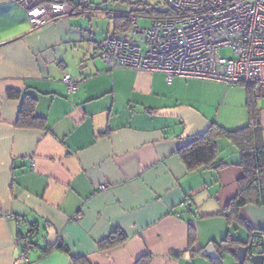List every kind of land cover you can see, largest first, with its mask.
Masks as SVG:
<instances>
[{
  "label": "crops",
  "instance_id": "1",
  "mask_svg": "<svg viewBox=\"0 0 264 264\" xmlns=\"http://www.w3.org/2000/svg\"><path fill=\"white\" fill-rule=\"evenodd\" d=\"M108 2L74 6L73 15L32 30L19 5L0 0V264H17L16 240L29 233L31 264H135L147 253L152 264H216L203 255L209 246L230 237L238 249L264 234V207L225 217L243 176L237 149L220 139L227 166L190 171L180 151L194 139H182L181 121L158 115L191 108L235 131L250 121L247 88L108 70L99 47L116 35L115 16L104 35L87 17ZM67 74L85 77L74 95ZM25 98L35 99L43 128L17 126ZM256 103L264 139V94ZM118 230L127 241L102 250ZM228 256L238 264L232 253L223 264Z\"/></svg>",
  "mask_w": 264,
  "mask_h": 264
},
{
  "label": "built area",
  "instance_id": "2",
  "mask_svg": "<svg viewBox=\"0 0 264 264\" xmlns=\"http://www.w3.org/2000/svg\"><path fill=\"white\" fill-rule=\"evenodd\" d=\"M26 13L32 30L71 16L74 6L86 9L91 0H13ZM119 3L162 2L167 17H151L139 27L130 15V36L108 37L99 57L112 70L162 72L175 78L199 79L228 87L250 86L254 97L264 94V0H102ZM85 77L65 75L68 95L78 92ZM103 189L105 187H102ZM191 212L193 206H190ZM13 218V216H6ZM249 226V223H247ZM17 264H31L32 245L27 236L16 240ZM249 253L264 258V234L255 233L246 244Z\"/></svg>",
  "mask_w": 264,
  "mask_h": 264
},
{
  "label": "trees",
  "instance_id": "3",
  "mask_svg": "<svg viewBox=\"0 0 264 264\" xmlns=\"http://www.w3.org/2000/svg\"><path fill=\"white\" fill-rule=\"evenodd\" d=\"M144 12L150 17H167L169 14L161 12L160 9L146 8ZM130 16L118 15L114 17L116 35L125 36L130 31ZM248 92L247 108L250 115L249 124L241 129L227 130L217 123H213L208 133L200 138L194 139L180 151V157L186 164L188 170L197 171L201 168L220 169L227 166L218 158L220 154L218 141L226 139L238 152L239 164L243 169V176L237 182V194L229 201L225 209L227 220H240L239 211L247 205L264 207V139L263 128L260 123L256 99L253 89L246 86ZM35 99L25 98L19 111L17 126L23 128H43L45 121L35 116ZM31 233H29V236ZM25 236V235H21ZM27 236V235H26ZM128 239L123 231H115L100 244L102 250H111L120 246ZM195 234H191V242H194ZM31 242V241H30ZM32 245V243H31ZM33 248V247H32ZM59 249L68 253L63 245ZM219 258L216 264H223L224 256L232 253L239 259L234 241L227 237L216 248ZM207 257V256H205ZM209 258V257H207ZM152 255L147 253L141 256L135 264H152ZM210 259V258H209ZM74 264H89L85 259L73 258Z\"/></svg>",
  "mask_w": 264,
  "mask_h": 264
},
{
  "label": "rangeland",
  "instance_id": "4",
  "mask_svg": "<svg viewBox=\"0 0 264 264\" xmlns=\"http://www.w3.org/2000/svg\"><path fill=\"white\" fill-rule=\"evenodd\" d=\"M146 8H156V9H166L162 2L148 1L142 3H119V2H108L103 4L101 11H96L94 16L87 15L91 20V28L96 33L105 34L108 30L111 32L113 28V21L109 19L108 15L118 16V15H133L138 16L139 27H149L152 24V19L149 15L144 12ZM89 19V18H88ZM111 34V33H110ZM126 39H131L130 32L125 35ZM112 37V36H111ZM133 39V38H132ZM136 42V41H134ZM234 87V86H233ZM243 90H246V86H241ZM238 110V109H237ZM218 110H215L214 119L217 118ZM217 123V122H216ZM219 124V123H218ZM232 232V231H231ZM225 264H237L235 259L232 257H226Z\"/></svg>",
  "mask_w": 264,
  "mask_h": 264
},
{
  "label": "water",
  "instance_id": "5",
  "mask_svg": "<svg viewBox=\"0 0 264 264\" xmlns=\"http://www.w3.org/2000/svg\"><path fill=\"white\" fill-rule=\"evenodd\" d=\"M161 12H166V9H160ZM158 115L165 117H173L185 126L182 139H196L203 137L210 130L212 123L205 120L200 114L195 112L191 108H178L170 112H160ZM204 256L210 259L217 260L219 258L214 245L209 246L205 249ZM237 255L240 264L249 262L251 264H264V258L262 256H254L249 253L247 247H239L237 249Z\"/></svg>",
  "mask_w": 264,
  "mask_h": 264
},
{
  "label": "bare ground",
  "instance_id": "6",
  "mask_svg": "<svg viewBox=\"0 0 264 264\" xmlns=\"http://www.w3.org/2000/svg\"><path fill=\"white\" fill-rule=\"evenodd\" d=\"M60 19V18H59ZM58 20V19H57ZM56 21V20H55Z\"/></svg>",
  "mask_w": 264,
  "mask_h": 264
}]
</instances>
